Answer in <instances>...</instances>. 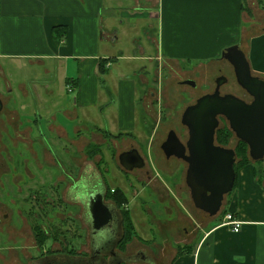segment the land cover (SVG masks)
<instances>
[{
  "label": "crops",
  "instance_id": "1",
  "mask_svg": "<svg viewBox=\"0 0 264 264\" xmlns=\"http://www.w3.org/2000/svg\"><path fill=\"white\" fill-rule=\"evenodd\" d=\"M243 17L242 0H0V80L9 85L7 92L13 97L18 86L20 93L31 90L40 102L39 109L45 112L41 116L73 136L71 140L89 129L108 135V140L103 136L100 168L108 167L105 163L110 159L119 165V154L130 148L148 162L157 133L151 127L153 116L147 106L154 92L141 78L148 74L147 68L137 70L132 61L155 60L164 66L192 61L198 62L194 67H200L237 44L251 73L264 77V33L245 34ZM139 20H145L143 30H155L152 38L137 36ZM149 20L154 23H146ZM127 31L132 33L129 38ZM24 71L34 72L30 89L16 76ZM56 78L64 83L59 96L63 99L55 98L48 104ZM155 102L150 103L151 108ZM95 135L91 132L88 140L95 141ZM149 166L135 181L153 192L151 199L161 204L166 214L173 207L178 209L175 205L185 209L186 202L177 195L181 186L175 178L176 167L162 175L157 166ZM180 169L184 179L186 167ZM143 191L135 192L134 197L145 210L150 205ZM222 210L241 219L239 232L220 226L222 214L210 217L199 210L205 218L199 219L191 233L184 228L186 235L178 244L184 246L180 253L178 248L174 250L169 264H264V158L238 168ZM178 219L182 218L170 221ZM137 233L147 240L146 234Z\"/></svg>",
  "mask_w": 264,
  "mask_h": 264
},
{
  "label": "rangeland",
  "instance_id": "2",
  "mask_svg": "<svg viewBox=\"0 0 264 264\" xmlns=\"http://www.w3.org/2000/svg\"><path fill=\"white\" fill-rule=\"evenodd\" d=\"M242 11L245 34L264 33V0H242ZM144 22L145 20L138 21L137 36L141 39L152 38L155 30L147 27L143 30ZM146 23L154 22L149 20ZM127 34L126 38L132 35L130 31ZM125 47H129V44H125ZM120 62L123 67L126 66V62ZM117 63L114 61L112 64ZM175 63L176 65L166 66L158 65L155 60H137L131 63L137 70L147 68L148 74L141 78L147 87L152 88L150 91L154 92V99L148 97L147 106L149 105V113L153 116L151 127L157 129V133L152 143V158L148 162L147 157L145 158L144 168L146 170L148 164L155 165L162 174L176 167L175 178L180 181L181 186L177 195H180L182 202H186L185 209L175 205L178 209L171 208L170 214L162 211V205L151 199L154 198L153 192L143 189L135 181L142 175L143 168L134 169L132 173L126 172L112 159L106 161L108 167L100 168L103 164L102 131L89 129L86 134L71 140L74 139L73 136H68L53 124L50 125V118L41 116L44 111L39 109L40 102L31 90L29 94L22 91L20 93L18 86L13 97L7 92L9 85L6 86L0 80V99L3 103L0 113V264H32L41 256L67 252L68 248L71 250L73 247L76 248L75 255L87 254L92 244L84 197L94 196L99 187L103 186V181L110 192L115 191L113 192L122 208L123 217H119L127 223V227L121 229L123 243L116 250L119 255L123 258L130 255L139 264L170 263L174 250L178 246H184L178 245L183 235H186L184 228H188V233L195 231L196 223L201 222L199 219L203 213L193 206L181 176L183 174L180 168L183 170L186 163L175 157L166 159L160 144L170 130L175 131L183 143L186 142L187 130L180 122L183 110L200 96L211 93L215 87L214 81L220 75L227 80L219 88L221 94L231 93L246 102L251 101V97L236 83L232 67L225 59L218 58L200 67H194L198 62L192 61ZM37 68L41 75V69ZM16 76H19L20 81H25L30 89L33 71H24ZM186 80L194 81L195 86L182 84ZM51 88L55 92L48 94V104L55 98L63 99L59 96L64 83L60 80L57 82V78L53 79ZM62 93L65 99L67 95L64 91ZM151 102L156 103L155 108H151ZM224 126L228 127L227 122L219 118L218 128ZM91 132L98 139L92 136L95 141L88 140ZM104 138L108 140L109 136ZM237 143L238 140L232 135L224 147L234 149ZM114 147L117 148L115 145ZM127 147L124 145L123 148ZM128 177L132 182H127ZM140 190H144V199L149 201L150 207L145 206V210L137 203L139 199L134 197V193ZM38 192L47 193L46 201L49 204L39 200ZM5 212L8 217L3 219ZM178 217L182 218L181 221H170ZM137 230L146 234L147 240L139 238ZM138 252H142L148 260H141L136 255Z\"/></svg>",
  "mask_w": 264,
  "mask_h": 264
},
{
  "label": "water",
  "instance_id": "3",
  "mask_svg": "<svg viewBox=\"0 0 264 264\" xmlns=\"http://www.w3.org/2000/svg\"><path fill=\"white\" fill-rule=\"evenodd\" d=\"M220 57L231 65L236 83L251 101L231 93L221 94L219 88L226 78L217 77L214 90L197 98L181 114L180 122L187 130L186 142L170 130L160 146L167 159L175 157L186 163L184 182L192 204L210 217L221 211L224 197L236 179L234 149L215 144L219 118L227 122L238 141L247 145L250 160L264 158V77L251 73L246 56L237 44L225 48ZM182 84L195 86L192 80ZM2 107L0 99V113ZM118 162L128 171L144 166L136 149L120 153Z\"/></svg>",
  "mask_w": 264,
  "mask_h": 264
},
{
  "label": "flooded vegetation",
  "instance_id": "4",
  "mask_svg": "<svg viewBox=\"0 0 264 264\" xmlns=\"http://www.w3.org/2000/svg\"><path fill=\"white\" fill-rule=\"evenodd\" d=\"M221 86H223V84ZM142 168H144V166ZM72 189L73 191L75 190V184H73ZM113 191L114 190L110 192L108 188L103 185V190L99 189V191L94 193V196L84 197V208L89 217L92 244L87 254L81 253V255H75L74 251L76 248L73 247L71 250L68 248L67 252L41 256L35 262H32V264H139L134 261L132 256L128 255L127 258H123L116 251L122 246L123 238L122 235H120L122 234L121 229L127 227V223L124 219H120L119 217V215L123 217L122 208L116 199L115 191ZM46 194L47 193L43 194L38 192L37 196L39 200H44L46 204H49V202L46 201ZM26 200L27 198H25V201ZM7 217L8 213L5 212L2 218L6 219ZM71 253H74V255ZM136 255L142 260H148L142 252H138Z\"/></svg>",
  "mask_w": 264,
  "mask_h": 264
},
{
  "label": "trees",
  "instance_id": "5",
  "mask_svg": "<svg viewBox=\"0 0 264 264\" xmlns=\"http://www.w3.org/2000/svg\"><path fill=\"white\" fill-rule=\"evenodd\" d=\"M232 135L233 133L230 131V129L227 126L218 128L215 133V144L220 146H226L227 141L230 139ZM234 151L237 158L236 163L234 165V169H235V173L237 174L238 168L250 163V158L247 153L248 151L247 145L244 142L238 141L236 147H234ZM224 213L225 210H222V212H220L219 214L220 215L222 214L223 216ZM129 232H134V231H129ZM181 250L182 247L178 246V253H180Z\"/></svg>",
  "mask_w": 264,
  "mask_h": 264
},
{
  "label": "built area",
  "instance_id": "6",
  "mask_svg": "<svg viewBox=\"0 0 264 264\" xmlns=\"http://www.w3.org/2000/svg\"><path fill=\"white\" fill-rule=\"evenodd\" d=\"M67 89L70 91L69 86H67ZM222 217L220 226H223L232 232H239L243 222L236 214L226 211Z\"/></svg>",
  "mask_w": 264,
  "mask_h": 264
}]
</instances>
